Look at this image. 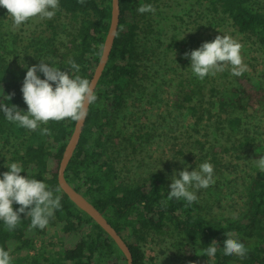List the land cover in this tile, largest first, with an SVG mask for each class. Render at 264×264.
I'll list each match as a JSON object with an SVG mask.
<instances>
[{"label":"trees","instance_id":"trees-1","mask_svg":"<svg viewBox=\"0 0 264 264\" xmlns=\"http://www.w3.org/2000/svg\"><path fill=\"white\" fill-rule=\"evenodd\" d=\"M149 0H119V18L116 34L104 70L95 88L97 100L89 105L88 114L77 146L65 168L67 183L87 199L121 236L131 254L132 264H146L140 242L147 234L174 237L175 246L185 264H264V180L252 178L245 188L243 211L236 217H209L199 200L191 205L183 199L168 200V189L163 178L151 173L141 183L129 184L121 180L113 158L105 146L111 141L110 133L113 120L121 109L129 88L136 86L138 77L137 61L143 23L148 13L140 14L137 9L147 5ZM213 14L220 13L230 20L232 26L241 34L253 37L264 56V11L254 7L250 0H204ZM111 0H59L58 12L64 13L69 20L70 30L65 37L58 38L53 23L49 22L51 34L38 37L29 43L32 56L27 64L8 63L3 54L6 47L0 44V104L15 105L22 112L27 111L23 100L22 85L28 68L43 61L51 67L68 71L70 76L80 75L91 80L93 71L101 55L102 46L110 22ZM29 53V52H28ZM30 54V53H29ZM74 60L80 71L71 69L68 61ZM41 79L43 73L37 72ZM181 82L185 88L184 101L192 102L194 82ZM187 81V80H186ZM212 94H219L214 89ZM8 96L11 97L9 100ZM257 105H264V85L252 80L247 72L233 76L232 86L217 98L219 114L229 109L245 113ZM187 110L201 121L194 105ZM75 122L69 119L49 121L30 131L9 122L0 111V139L7 144L16 143L11 152L9 164L4 155L0 156V178L9 171L8 165L19 163L22 176L43 181L54 196L61 197V208L56 210L48 225L62 224L65 234L88 230L72 247L62 249L54 257L36 253L30 264H126V260L108 235L83 211L79 210L61 191L57 173L65 145L73 131ZM227 125L231 131H238L240 118H230ZM47 127L50 135H42L41 129ZM108 129V130H107ZM244 137V143H248ZM213 152L216 150L212 148ZM255 157L260 156L258 146L253 148ZM59 188L60 191L56 192ZM18 210L19 205H13ZM30 217L21 214L19 224L8 231L0 221V247L9 251L11 264H23L26 258H15L14 251L33 249V242L27 233ZM35 233L43 230L32 229ZM244 244L247 254L244 258L223 254L226 234ZM217 244L214 256H207L212 242ZM14 253V252H13ZM151 264L153 258L150 259Z\"/></svg>","mask_w":264,"mask_h":264},{"label":"rangeland","instance_id":"rangeland-1","mask_svg":"<svg viewBox=\"0 0 264 264\" xmlns=\"http://www.w3.org/2000/svg\"><path fill=\"white\" fill-rule=\"evenodd\" d=\"M250 1L264 11V0ZM148 4L155 12H148L147 21L141 22L144 26L139 31L142 54L137 61V85L129 88L112 128L107 129L112 138L105 146L106 152L123 182L141 183L156 173L168 189L174 175L180 178L178 173L185 168L189 172L199 170L200 164L208 162L213 166L215 183L206 189L190 190L209 217H236L243 211L248 182L252 178L264 180V173L255 166V160L264 157V105L245 113L229 109L219 114L217 98L233 82L230 66L200 80L184 54L213 41L217 35H228L242 45L248 76L263 85L264 56L253 37L239 33L222 14H213L204 0H149ZM49 22L63 40L71 22L64 13H55L52 19L34 18L14 29L7 9L0 7V44L6 47V61L27 64L32 56L27 46L33 39L51 34ZM183 80L195 84L186 86L194 91L190 104L184 101ZM210 89L219 94L210 93ZM189 105L196 106L201 121L197 122L187 110ZM234 117L241 119L238 131H231L227 125V120ZM244 137L250 139L247 144ZM255 146L259 157L254 155ZM15 147L12 140L4 144L0 139V154L8 164ZM61 228L59 223L48 225L42 233L28 231L33 249L15 252L11 246L9 250L15 258H26L23 264H30L37 252L54 257L56 252L75 245L88 231L65 234ZM173 237L147 234L140 242L146 264H151V258L155 264H185Z\"/></svg>","mask_w":264,"mask_h":264},{"label":"clouds","instance_id":"clouds-1","mask_svg":"<svg viewBox=\"0 0 264 264\" xmlns=\"http://www.w3.org/2000/svg\"><path fill=\"white\" fill-rule=\"evenodd\" d=\"M84 4L85 0H78ZM0 7L7 9L8 16L12 19V27L19 28L27 21L39 18L52 19L59 7V0H0ZM138 13L155 12L151 4L141 5ZM242 45L228 35H217L211 42H205L202 46L190 53H185V58L191 60V70L195 76L203 80L206 76H215L230 66L233 76H242L248 71L241 56ZM71 69L79 73L80 66L74 61H68ZM37 72L43 73L45 79H41ZM23 100L27 105V111L18 110L15 105L11 107L0 104V111L9 122L30 131L36 130L41 124L49 121H62L69 119L74 122H82L88 114V106L97 100L95 85L87 78L80 75L70 76L68 71H61L40 61L39 64L28 68L22 85ZM9 100L11 99L8 96ZM42 135H50V130L41 129ZM255 166L259 172L264 173V157L255 160ZM9 171L0 178V221H3L6 230H14L20 222L21 214L30 217L29 230L45 229L56 210L61 208V197L54 196L53 191L41 180L30 179L22 176L23 169L19 163H11L7 166ZM213 166L208 163L199 165V170L189 172L187 168L178 173L180 178L173 176L168 192V200L173 198L183 199L188 205L197 200V196L190 189H206L215 183L213 179ZM60 189L57 188L56 192ZM18 204V210L13 205ZM224 241L223 254L225 256H237L244 258L247 249L244 244L232 238L228 233ZM215 241L205 249L209 257L217 252ZM12 258L9 251L0 247V264H11Z\"/></svg>","mask_w":264,"mask_h":264},{"label":"water","instance_id":"water-1","mask_svg":"<svg viewBox=\"0 0 264 264\" xmlns=\"http://www.w3.org/2000/svg\"><path fill=\"white\" fill-rule=\"evenodd\" d=\"M110 9V22L107 34L104 39L102 46L101 55L97 62V65L93 71L91 82L97 86L98 80L104 70L108 56L113 44V40L116 34L119 18V0H111ZM89 107V106H88ZM84 121L75 122L73 131L67 144L64 147L61 160L58 166L57 181L61 191L68 197V199L81 211L86 213L115 243L116 247L123 254L126 264H132L131 254L128 246L124 240L119 236L116 231L109 225L106 219L87 199H85L79 192L75 191L65 180L64 171L65 168L77 146L78 140L80 138Z\"/></svg>","mask_w":264,"mask_h":264}]
</instances>
